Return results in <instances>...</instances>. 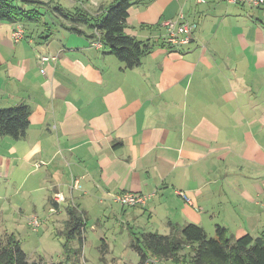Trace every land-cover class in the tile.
<instances>
[{"label": "crops", "instance_id": "0c3cea01", "mask_svg": "<svg viewBox=\"0 0 264 264\" xmlns=\"http://www.w3.org/2000/svg\"><path fill=\"white\" fill-rule=\"evenodd\" d=\"M113 1L51 6L97 16ZM40 11L39 22L0 23V108L32 110L25 138L0 137L4 208L61 224L55 229L64 238L76 210L83 245L71 264L88 262L93 217L99 226L100 217L126 225L134 252L132 241L144 233L169 235L189 224L209 237L222 227L233 239H264V4L141 0L126 34L151 48L133 69L95 46L86 26L85 35L71 31L63 16ZM180 12L197 28L176 49L165 44L164 23ZM17 24L25 29L18 43ZM42 55L57 60L43 67ZM124 191L155 196L145 207H123L112 196ZM14 222L20 227L18 216ZM91 231L104 240L103 230ZM109 253L102 249L100 264H133L128 254L111 261Z\"/></svg>", "mask_w": 264, "mask_h": 264}, {"label": "trees", "instance_id": "16d2710c", "mask_svg": "<svg viewBox=\"0 0 264 264\" xmlns=\"http://www.w3.org/2000/svg\"><path fill=\"white\" fill-rule=\"evenodd\" d=\"M141 0H114L104 12L91 16L82 9L73 12L62 7H52V0L44 3L40 0H0V23L39 22L43 16L41 6L66 18L71 31L86 34L80 26L90 29L89 38L98 39L111 54L119 59L126 69H133L142 63L143 57L150 51L151 44L138 41L126 34L127 19L131 9ZM101 9V10H103ZM31 107L18 104L9 108H0V137L21 140L26 137L30 126ZM64 244L65 262L71 264L81 253L83 245L80 229L84 225L76 210H69ZM76 239V240H75ZM77 241L80 247L73 250ZM131 247L140 258L139 264L155 256L172 260L174 264H264V239L246 235L233 239L228 231L217 227L216 236L209 237L199 225L189 224L174 227L169 235L144 233L140 239H134ZM188 249V252L186 248ZM185 252L182 254V252ZM185 254V255H184ZM0 264H46L43 260L30 261L21 242L14 236L0 238Z\"/></svg>", "mask_w": 264, "mask_h": 264}, {"label": "rangeland", "instance_id": "374dc122", "mask_svg": "<svg viewBox=\"0 0 264 264\" xmlns=\"http://www.w3.org/2000/svg\"><path fill=\"white\" fill-rule=\"evenodd\" d=\"M18 171L20 172V170ZM19 177L20 175L17 173L15 175V180H18ZM4 181L5 180L2 179V182ZM11 189L13 188L11 187ZM25 201L28 200L22 198L20 202H18L24 204ZM4 205L8 207L9 202L5 199H1L0 206L3 207L2 213H0V238L5 236L2 231L14 233L16 238L21 242L22 248L27 253L30 261L43 260L46 264H60L65 262L63 259V254L65 253L63 247L66 243V239L55 229V227L60 228L61 224L54 225L47 222L45 225V218L42 215H39L38 218L41 222V229L37 232L34 231L29 224V220L32 217L30 214L32 212L27 210L25 213L28 216L15 215V209L4 208ZM25 205L26 204H24V206ZM15 216H18L20 219V227L14 222ZM93 218L89 222L88 242L85 245V256L88 260L87 264H100L102 249L107 247L110 252L109 260L111 261L114 258H122L123 261H125L127 254L133 264L139 261L137 253L128 248L131 237L126 225H121V222L114 218L105 219L104 217H100L101 226H99L97 221H94ZM92 226H95L96 229L99 228L100 230H103L104 240H102V238L99 239L98 236L91 231ZM76 242L77 241H74V244L77 245ZM104 244H106V247L103 246ZM183 253L184 251L182 254Z\"/></svg>", "mask_w": 264, "mask_h": 264}, {"label": "built area", "instance_id": "2783aa9c", "mask_svg": "<svg viewBox=\"0 0 264 264\" xmlns=\"http://www.w3.org/2000/svg\"><path fill=\"white\" fill-rule=\"evenodd\" d=\"M198 3L203 4L207 0H196ZM236 4L249 3L253 7H259L264 4V0H226ZM167 33L165 36V44L171 48H180L184 45H189L192 41L193 34L197 28L195 23L189 22L183 12L175 20H169L164 23ZM12 39L18 43L25 37V29L22 24H17L12 32ZM97 47L102 46V42L96 39L93 43ZM57 56L42 55L40 58L41 66H46L50 62H55ZM181 195L183 193H180ZM59 196V195H57ZM154 193H135V192H120L112 196V200L123 207H145L149 201L154 197ZM58 197H55L57 200ZM30 226L34 231H38L41 227V222L37 216H32L29 220ZM144 264H165L164 259L155 256L149 257Z\"/></svg>", "mask_w": 264, "mask_h": 264}]
</instances>
